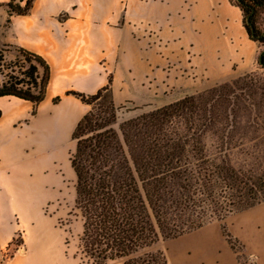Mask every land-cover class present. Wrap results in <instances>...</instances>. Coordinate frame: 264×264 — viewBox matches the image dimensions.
Returning a JSON list of instances; mask_svg holds the SVG:
<instances>
[{
	"label": "crops",
	"instance_id": "crops-1",
	"mask_svg": "<svg viewBox=\"0 0 264 264\" xmlns=\"http://www.w3.org/2000/svg\"><path fill=\"white\" fill-rule=\"evenodd\" d=\"M0 1L5 57L24 47L52 69L36 114L32 101L0 96V249L19 230L25 237L0 264H81L75 254L83 222L71 250L70 231L57 224L65 214V171L76 178L71 163L65 169L63 161L76 146L74 128L90 108L68 91L95 93L112 77L118 104L162 106L254 69L258 45L231 0H35L30 13L13 14L10 22V0ZM216 221L179 236L185 239L179 250L190 242L196 264H239ZM225 223L264 264V201L230 213Z\"/></svg>",
	"mask_w": 264,
	"mask_h": 264
},
{
	"label": "trees",
	"instance_id": "trees-1",
	"mask_svg": "<svg viewBox=\"0 0 264 264\" xmlns=\"http://www.w3.org/2000/svg\"><path fill=\"white\" fill-rule=\"evenodd\" d=\"M234 2L244 13L249 37L264 44L258 21L264 0ZM34 3L10 0L8 21L13 14L30 13ZM17 50L20 55L8 63L0 50V96L30 100L36 114L47 95L51 65L37 52ZM259 61L264 67V48ZM112 82L110 77L95 93L68 91L90 105L73 130L76 146L70 153L76 173L73 209L83 222L75 256L90 264H170L163 249H154L157 244L215 220L232 248L243 252L225 218L264 201V168L257 175L237 169L207 147V134L228 120L219 110L230 84L122 118L124 104L115 101ZM61 99L58 95L54 102Z\"/></svg>",
	"mask_w": 264,
	"mask_h": 264
},
{
	"label": "rangeland",
	"instance_id": "rangeland-1",
	"mask_svg": "<svg viewBox=\"0 0 264 264\" xmlns=\"http://www.w3.org/2000/svg\"><path fill=\"white\" fill-rule=\"evenodd\" d=\"M231 2L235 4L234 0H231ZM242 14L244 23L243 11ZM258 21L261 28H264V9L260 12ZM253 41L257 43L260 55L264 48V44L259 41ZM19 55L20 53L15 49L11 56L5 57L6 62L8 63L15 60ZM0 79H4V75L1 71ZM225 83L230 84L228 88L224 89H227V96L229 98L225 100V103L220 107L219 111L221 116L225 119L228 117V120H224L222 124L219 125L218 130L215 129L207 134V147L209 153L218 159L224 156L227 157L231 164L237 169L248 170L255 175L260 174L264 168V67L260 64L258 59L254 69L244 74H236L228 81L202 88L194 94L214 87L219 88ZM214 92L215 95L213 96L216 97V92L218 93V91ZM123 104L124 108L120 110V116L122 118H128L141 112L160 107L157 103L149 105H135L133 103ZM72 150L73 148L70 147L68 158L66 159L65 157L63 161L65 169L71 167L70 153ZM65 173L67 174V193L65 200L62 201V207L65 214L59 219L57 224L70 231L67 239L71 250L72 245L69 243L73 239L77 241V232L79 229H82V219L73 209L76 197V178L68 175L66 171ZM48 211L49 210H47V212ZM44 218H46V215ZM16 222H19L20 224L26 223L21 217H16ZM216 222L220 223L218 220ZM217 229L219 237L226 238L222 230V225L219 228L217 227ZM211 234L215 235L216 233L213 230L211 231ZM183 239L184 237H179L160 242L154 247V249H163L167 253L170 264H196V253L193 247L189 246L190 242L186 243L188 245L186 250H179L183 246V241H185V239ZM24 240V231H17L11 245L0 249V257L7 258L12 256L23 244ZM233 250L236 253L235 256L239 264L256 263L255 257L247 253L245 248L243 249V252L240 251L241 253L235 249ZM81 264L90 263L81 260ZM109 264H123V262L121 260H116Z\"/></svg>",
	"mask_w": 264,
	"mask_h": 264
},
{
	"label": "bare ground",
	"instance_id": "bare-ground-1",
	"mask_svg": "<svg viewBox=\"0 0 264 264\" xmlns=\"http://www.w3.org/2000/svg\"><path fill=\"white\" fill-rule=\"evenodd\" d=\"M47 103V102H46ZM50 109V108H49ZM71 110H72V107L70 108ZM74 110L76 111V109L74 108ZM78 110V109H77ZM66 111H68L67 109H66ZM73 111V110H72ZM71 111V112H72ZM79 112V111H78ZM78 112H76V114L78 115ZM74 113V112H73ZM76 114L74 115V116H76ZM80 114V113H79ZM60 115H61V113H60ZM60 115H58V116H60ZM71 115V114H70ZM79 116V115H78ZM66 117V116H65ZM72 117H73V114H72ZM77 117V116H76ZM61 118V117H60ZM74 118V117H73ZM62 119V118H61ZM76 119V118H75ZM74 119V120H75ZM63 120V119H62ZM66 119H64V121H65ZM61 122H63V121H61ZM67 122V121H66ZM70 122H71V120H70ZM68 123H69V121H68ZM58 124V123H57ZM63 124V123H62ZM66 124V123H65ZM71 124V123H70ZM56 125V124H55ZM74 125V124H73ZM63 126V125H62ZM68 125L66 124V127H67ZM71 126V125H70ZM64 127V126H63ZM68 128V127H67ZM66 128V129H67ZM69 129V128H68ZM69 131V130H68Z\"/></svg>",
	"mask_w": 264,
	"mask_h": 264
},
{
	"label": "water",
	"instance_id": "water-1",
	"mask_svg": "<svg viewBox=\"0 0 264 264\" xmlns=\"http://www.w3.org/2000/svg\"><path fill=\"white\" fill-rule=\"evenodd\" d=\"M260 61H262V57H260Z\"/></svg>",
	"mask_w": 264,
	"mask_h": 264
}]
</instances>
